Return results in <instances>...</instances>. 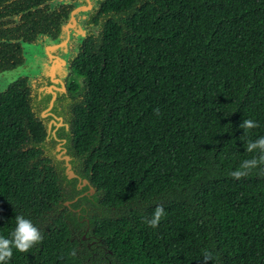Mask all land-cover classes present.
Instances as JSON below:
<instances>
[{
	"label": "trees",
	"instance_id": "obj_1",
	"mask_svg": "<svg viewBox=\"0 0 264 264\" xmlns=\"http://www.w3.org/2000/svg\"><path fill=\"white\" fill-rule=\"evenodd\" d=\"M24 1L0 0L2 75L68 17ZM86 29L60 104L76 178L28 79L0 92V236L21 215L42 237L4 264H264V0H105Z\"/></svg>",
	"mask_w": 264,
	"mask_h": 264
},
{
	"label": "flooded vegetation",
	"instance_id": "obj_2",
	"mask_svg": "<svg viewBox=\"0 0 264 264\" xmlns=\"http://www.w3.org/2000/svg\"><path fill=\"white\" fill-rule=\"evenodd\" d=\"M103 1L105 0L49 1L43 5V8H47L46 10L52 12L68 14L66 21L61 25L59 37L56 40L45 38L36 44L24 46L26 52L25 62L28 60V52H33L35 58L30 63L28 74L20 78L25 77L28 79L33 100L36 101L34 104L38 110L36 115L42 118V123L49 127L52 136H55L56 143L54 146L57 155L63 152L65 144V141L58 134L64 127L60 104L63 103L66 86L72 73L70 60L75 55L81 39L86 37V25L89 15L94 13ZM31 10L32 8L29 7L27 0L20 7L10 9L15 13ZM73 14L75 15L72 21ZM12 20V18H9V21ZM68 26L69 28L64 31V28ZM11 79H14V76H11ZM8 85L7 77L0 74V92L6 90ZM60 98L61 100H59Z\"/></svg>",
	"mask_w": 264,
	"mask_h": 264
},
{
	"label": "clouds",
	"instance_id": "obj_3",
	"mask_svg": "<svg viewBox=\"0 0 264 264\" xmlns=\"http://www.w3.org/2000/svg\"><path fill=\"white\" fill-rule=\"evenodd\" d=\"M257 127L256 121L252 119H243L240 124V128L244 131V135L247 134L248 130L254 129ZM246 152H253L254 150H259L261 153H264V136H260L254 141L244 144ZM249 161L244 162V166L247 167ZM231 175L235 178H239L244 173L239 170L234 171ZM164 209L160 206H157L151 218L147 221L149 226L155 228L161 221V218L164 216ZM15 227L9 233L8 237L0 236V264H4L5 259L11 257L12 250L15 249L17 252L26 253L33 246H35L41 240L40 230L33 224V222L24 216L16 215L15 216ZM211 254L206 253L202 260L204 264H209L211 262Z\"/></svg>",
	"mask_w": 264,
	"mask_h": 264
},
{
	"label": "water",
	"instance_id": "obj_4",
	"mask_svg": "<svg viewBox=\"0 0 264 264\" xmlns=\"http://www.w3.org/2000/svg\"><path fill=\"white\" fill-rule=\"evenodd\" d=\"M77 12H78V11H77ZM74 15H75V14L72 15V21L74 20ZM67 28H69V26H68V27H65V28H64V31H66ZM27 48H28V47H27ZM31 49L33 50L32 47H31ZM31 61H32V57H30V58L27 60L26 64H25L23 67L19 68L18 70L14 71V72H11V73H5L4 75H5V76H11V75H16L17 73H18V74H23V73L28 74V70H29V67H30V63H31ZM16 80H17V78H15L14 80H11L10 83H12V82H14V81H16ZM49 130H50V129H49ZM49 133H50V132H49ZM58 158L61 159V160H64V161L66 162V166H67L66 174H67V176H68V179H69V180H72V179L76 178V175H75V173L73 172V170H72V165H71V163H70L71 158H70L69 156L66 155V150H63V152L58 156ZM86 184H89V183L85 180L84 183H83V185H86ZM91 192H92V190H91Z\"/></svg>",
	"mask_w": 264,
	"mask_h": 264
},
{
	"label": "rangeland",
	"instance_id": "obj_5",
	"mask_svg": "<svg viewBox=\"0 0 264 264\" xmlns=\"http://www.w3.org/2000/svg\"><path fill=\"white\" fill-rule=\"evenodd\" d=\"M28 54H29V56H28V59L30 58V57H32V59H34L35 57L33 56V52H31V53H29L28 52ZM69 56V55H68ZM29 70H30V68H29ZM29 70H28V72H29ZM23 75H27L26 73H23V74H16V75H11V76H14V79L15 78H17V79H19L21 76H23ZM11 76H5V77H7V80H8V83L10 84V81L11 80H14V79H11Z\"/></svg>",
	"mask_w": 264,
	"mask_h": 264
}]
</instances>
